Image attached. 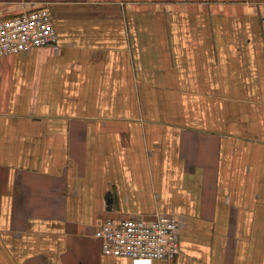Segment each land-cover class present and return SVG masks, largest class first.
<instances>
[{
	"label": "crops",
	"instance_id": "0c3cea01",
	"mask_svg": "<svg viewBox=\"0 0 264 264\" xmlns=\"http://www.w3.org/2000/svg\"><path fill=\"white\" fill-rule=\"evenodd\" d=\"M263 2L0 0L57 34L0 57V264H131L97 226L159 214L152 264H264Z\"/></svg>",
	"mask_w": 264,
	"mask_h": 264
},
{
	"label": "built area",
	"instance_id": "2783aa9c",
	"mask_svg": "<svg viewBox=\"0 0 264 264\" xmlns=\"http://www.w3.org/2000/svg\"><path fill=\"white\" fill-rule=\"evenodd\" d=\"M260 23L264 36V2ZM57 34L44 6L0 20V57L56 44ZM104 256L127 258L131 264L172 261L180 255L179 225L175 217L159 214L152 220L106 219L94 232Z\"/></svg>",
	"mask_w": 264,
	"mask_h": 264
}]
</instances>
